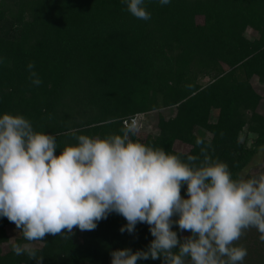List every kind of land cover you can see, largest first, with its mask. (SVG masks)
Here are the masks:
<instances>
[{
	"label": "trees",
	"instance_id": "16d2710c",
	"mask_svg": "<svg viewBox=\"0 0 264 264\" xmlns=\"http://www.w3.org/2000/svg\"><path fill=\"white\" fill-rule=\"evenodd\" d=\"M143 7L149 20L135 18L122 0H0V116L22 115L35 131L53 135L59 155L78 142L66 135L70 129L104 138L156 111L159 133L135 134L133 141L182 161L198 156L197 163L203 148L213 161L227 164L233 179L258 175L242 172L264 147L258 110L264 95L252 84L254 78L264 84V0H144ZM247 28L256 35H247ZM30 62L39 86L29 78ZM171 107L175 115L165 117L162 110ZM176 141L190 150H175ZM126 223L111 213L93 231L74 228L69 239L47 235L37 255L43 264H111L112 251L147 250L154 239L149 226L138 223L134 233H121ZM12 225L0 217V264H36L12 251L14 243H27L20 231L2 251ZM173 230L181 240L190 235L177 225ZM250 237L248 229L235 245L247 250L243 264H264L255 248L257 260L251 258Z\"/></svg>",
	"mask_w": 264,
	"mask_h": 264
},
{
	"label": "clouds",
	"instance_id": "9594fccd",
	"mask_svg": "<svg viewBox=\"0 0 264 264\" xmlns=\"http://www.w3.org/2000/svg\"><path fill=\"white\" fill-rule=\"evenodd\" d=\"M122 2L135 18H151L144 0ZM27 68L31 83L39 86L34 63ZM137 131L135 122L126 123L122 134L104 138L70 129L66 135L78 142L57 155L53 135L35 131L22 115L0 116V217L14 223L27 242L14 243L13 253L43 264L34 243L45 242L47 235L69 239L74 228L93 231L116 213L127 222L121 233L132 234L144 223L154 239L147 250L112 251L111 264L148 259L243 264L247 250L235 245L245 231L255 228L264 242V173L233 179L227 164L213 161L205 149L199 163L195 155L182 161L133 141ZM173 225L190 235L181 240Z\"/></svg>",
	"mask_w": 264,
	"mask_h": 264
},
{
	"label": "rangeland",
	"instance_id": "374dc122",
	"mask_svg": "<svg viewBox=\"0 0 264 264\" xmlns=\"http://www.w3.org/2000/svg\"><path fill=\"white\" fill-rule=\"evenodd\" d=\"M196 22L197 23H202L203 22V18L202 17H197L196 18ZM247 35H256L255 30L251 29V28H247L246 32ZM209 81V78H205V79H199V82L201 84H205ZM252 84H253V88L256 90V92L263 96L264 95V84L260 83L258 81L257 78H254L252 80ZM259 112L261 115L264 116V101H262L260 107L258 108ZM176 113V108L175 107H171V108H167L165 110H162V114L165 117H169V116H174ZM217 117V112L213 111L210 115V120L211 121H215ZM135 123L138 126V131L136 132L137 135H140L141 137H145L146 135H156L159 133V129H158V112L154 111V112H149L146 116L143 114H139L136 116V120ZM206 135V133H205ZM244 139V134L241 135V140ZM252 141V137L248 139L247 144H250ZM174 148L175 150L182 152V153H186L190 150L191 146L187 145V144H183L181 142L176 141L174 143ZM250 173V174H262L264 173V147H261L257 154L253 157L252 161L250 162V164L246 167V169L242 172V176H244L245 174ZM8 233H9V241L7 243H4L2 245V251L3 252H8L10 249V244H12L14 242V240L18 237H20L19 234V230L16 228L15 225L12 226H8ZM250 234L251 237L249 239V250L251 251V258L253 259V261L255 262L257 260V254L253 252L254 248L257 249V251L259 252V254H261L262 256H264V242H262L259 239V233L255 228H251L250 229ZM77 235L79 238H81V232H77ZM33 247L35 248H40L41 247V243L40 242H36L33 244Z\"/></svg>",
	"mask_w": 264,
	"mask_h": 264
},
{
	"label": "built area",
	"instance_id": "2783aa9c",
	"mask_svg": "<svg viewBox=\"0 0 264 264\" xmlns=\"http://www.w3.org/2000/svg\"><path fill=\"white\" fill-rule=\"evenodd\" d=\"M135 120H136V118H132V119H131V123H132V122H135ZM124 123L126 124V122H124Z\"/></svg>",
	"mask_w": 264,
	"mask_h": 264
}]
</instances>
